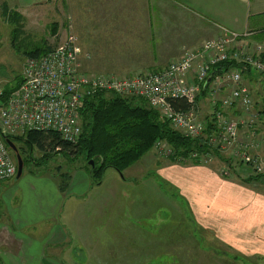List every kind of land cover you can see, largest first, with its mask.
I'll list each match as a JSON object with an SVG mask.
<instances>
[{
	"label": "crops",
	"instance_id": "0c3cea01",
	"mask_svg": "<svg viewBox=\"0 0 264 264\" xmlns=\"http://www.w3.org/2000/svg\"><path fill=\"white\" fill-rule=\"evenodd\" d=\"M34 2L28 4L19 0L18 8H29ZM73 7L75 13L83 11L87 14V43L75 28L74 32L82 49L80 70L91 75L132 76L160 70L178 60L184 49L198 48L205 41L216 38L221 27L240 33L260 30L264 33V0H76ZM99 44L103 45L107 57L105 63L95 69L90 66V60L94 52L98 53ZM83 49L90 51L89 57ZM244 127H240L241 136L248 138L250 135ZM209 163L186 165L168 159L165 176L162 169L160 174L187 200L190 211L196 221L202 223L204 231L213 230L204 224L216 223L203 217L208 213L204 210L211 205V198L218 200V195H222L227 198L220 199L218 205L225 202L233 208V213L225 214L224 222L220 220L219 223L231 227L243 238L264 239V229L260 235L253 233L250 236L251 225L244 224L261 214L260 224L264 225V196L255 194L249 200L241 199L239 191L248 193L247 189L236 182L225 181L220 176L219 167ZM83 169L79 170L82 173L71 176L66 186L44 180H18L12 187H5L10 180L0 182V264H77L73 263L74 256L86 263L97 255L101 258L96 264L108 263L104 249L95 247L99 238L105 241L104 224H94L95 217L102 212L91 206L101 204L107 209L111 200L96 202L89 196V191L99 187L93 186L90 173L83 172ZM236 171L239 173L231 176L241 182L247 177L240 172L249 171V176L253 174L244 163ZM9 188L13 189L11 193H8ZM231 192H234V198L230 197ZM218 211L216 209V213ZM79 214L91 223V228L79 221ZM202 228L200 226L201 231ZM91 230L93 232L89 234L93 241L88 243L84 234ZM118 230L124 247L116 245L115 251L126 254L141 250L140 244L135 243V236L131 240L126 231ZM241 230L248 235L242 236L244 232ZM221 238L231 242L223 228ZM126 246L130 247L126 249ZM249 247L254 253L264 254V243ZM112 257V264H124L121 259Z\"/></svg>",
	"mask_w": 264,
	"mask_h": 264
},
{
	"label": "rangeland",
	"instance_id": "374dc122",
	"mask_svg": "<svg viewBox=\"0 0 264 264\" xmlns=\"http://www.w3.org/2000/svg\"><path fill=\"white\" fill-rule=\"evenodd\" d=\"M23 1L25 3L36 2L29 8L20 9L18 8L19 0H0V88L3 89L21 84L25 75L27 53L29 51L39 46L47 50L62 45L70 34L76 36L74 28L84 41L87 37V14L83 11L74 12L73 5L76 0ZM9 9L12 13L17 12L18 15L20 14L22 18L19 21L10 20L9 15L12 13L9 11L7 15L4 14ZM259 32L262 31H255L253 34L245 36L248 41L249 52H254L257 44L264 43V35L256 38ZM97 46L99 48L98 53L94 52V57L90 60V66L95 69L100 68L107 57L103 45L99 44ZM85 50L87 57H89L90 51ZM243 67V71L241 70L242 82L252 91L255 120L252 127L244 128L248 130V134L254 130L260 136H264V95H262L264 79L262 74L255 68ZM232 85L227 82L219 85L215 82L211 84L210 88L201 93L200 100H198L200 119L205 121L213 119L214 100L228 96ZM218 87L219 89H216ZM104 94L111 96L114 93ZM225 112L236 120H243L248 117L237 105L226 108ZM202 135L204 133L197 137ZM15 144L23 158L24 168L21 176L17 178L16 175L7 182L5 187H12L13 183L18 180L32 182L44 180L66 186L71 176L82 173V171H79L81 167L84 168L83 172L85 173L90 171L86 166L88 162H86L84 155L73 159V155L67 156L59 152L53 154L51 158H43L44 152L36 146L29 148L23 140H17ZM221 154L227 162L216 157L213 153L211 154L213 160L209 161V164L217 165L224 175H226L225 170L228 169L230 171L228 177H223L219 173L220 176L227 182H236L247 189L248 193L239 191V194L242 195L241 199L249 200L255 194L264 196V177L250 182L233 180L235 176L231 175L239 173L236 170L240 168L241 161L230 158L229 150L221 151ZM12 156L16 165H18L16 153L12 152ZM168 159H170L169 156L162 155V152L155 146L124 172L108 168L101 182L95 183L92 180L93 186L99 187V189L89 191L91 193L89 196L95 199L96 202L107 198L111 200L107 209L105 205L101 204L91 206L94 210L99 209L102 212L97 214L94 224L95 226H98L100 222L104 224L102 227H104L105 241L103 242L99 238L95 242V247L104 249L108 256L107 264L114 262L112 256H115L116 260L121 259L124 264H170L171 262L174 264H264V254L254 253L252 248L249 247L254 244L263 245V238H243L237 232L232 231L231 227L219 223L220 220L224 222L222 219L226 217L225 214L230 215L233 213V208L225 202L223 205H218L220 199L226 200L227 196L218 195V200L211 198V205H208L204 210L208 213L203 217L216 223L211 225L203 223L206 227L213 229L208 232L203 230L202 223L199 224L200 222L196 221L190 211L187 200L179 194L176 187L168 183L160 174V169H162L161 172L165 176L168 169L165 165ZM188 163H191V161L182 162L186 165ZM67 174L70 176L67 177ZM240 174L248 177L249 171H243ZM12 191V188L8 189V193ZM230 194V197L234 198L232 196L234 192ZM216 209L219 210L217 213ZM235 213H239V211H235ZM260 217L261 214H257L253 221L247 220L246 223L244 222V224L251 225L250 236L253 233L260 235V232L264 229V225L260 224ZM78 219L85 226L92 227L90 222L84 220V215L79 214ZM118 224L120 227H117ZM221 228L230 237L231 242L224 241L221 238ZM118 229L121 232L126 231L128 238L131 240L135 236V243L140 244L142 252L140 249H136V253L127 252L126 254L115 251L114 246L116 245H120L121 248L124 247L122 246L124 241ZM241 231L244 232L242 236L248 235L247 232ZM91 232L93 231L84 234V240L88 243L93 241L89 234ZM215 233L218 234V237ZM128 247L130 246H126V249ZM252 255L254 257H251ZM99 258H101V255L94 256L85 263L82 258L74 256L73 263L96 264L95 262ZM98 264L106 263L100 262Z\"/></svg>",
	"mask_w": 264,
	"mask_h": 264
},
{
	"label": "built area",
	"instance_id": "2783aa9c",
	"mask_svg": "<svg viewBox=\"0 0 264 264\" xmlns=\"http://www.w3.org/2000/svg\"><path fill=\"white\" fill-rule=\"evenodd\" d=\"M250 34L253 33L221 27L216 38L205 41L198 48L184 49L181 57L166 67L132 76L82 72L79 62L82 49L72 34L62 45L40 56L28 57L20 86L6 100L0 98V182L17 175L7 136L22 135L30 130L55 131L64 140L76 144L82 134L84 101L99 92L143 98L175 130L195 138L204 132L207 124L198 114L197 98L215 82L233 85L228 96L214 100L213 122L217 129L210 138L211 145L221 151L229 150L230 157L246 164L254 174H264V136L252 130L248 138H243L240 129L255 123L253 94L242 82L243 66L255 68L264 79V43L257 44L255 51L249 52L245 36ZM226 62H235L242 67L223 68L217 72ZM3 92L0 88V97ZM177 99H185L189 108H174L173 101ZM232 105H237L248 117L236 120L228 116L225 110ZM155 146L162 155L170 157L174 153V149L163 141H158ZM195 155L191 154L192 157ZM201 160L209 162L213 158L207 154L201 156ZM179 161L189 159L179 157ZM224 173L230 175L228 169Z\"/></svg>",
	"mask_w": 264,
	"mask_h": 264
},
{
	"label": "trees",
	"instance_id": "16d2710c",
	"mask_svg": "<svg viewBox=\"0 0 264 264\" xmlns=\"http://www.w3.org/2000/svg\"><path fill=\"white\" fill-rule=\"evenodd\" d=\"M9 11L6 10L4 14L7 15ZM9 16L12 21H19L22 18L17 12ZM260 35H264L263 32H259L257 37L259 38ZM45 50L39 46L29 51L27 56H40L51 49ZM231 67H242V65L226 62L217 69V72ZM19 86L4 88L0 98L3 101L6 100L7 96ZM104 93L99 92L85 99L81 110L82 134L76 144L64 140L55 131L30 130L22 136L9 135L7 138L14 143L17 140H23L29 148L36 146L44 152L43 158H51L53 154L59 152L67 156L73 155V159L84 155L88 162L86 166L95 183L102 181L108 168L124 172L151 151L158 141H163L174 149L173 155L170 156L173 162H181L179 157H184L188 158L192 164L198 165L204 163L201 156L213 153L216 157L226 161L221 150L210 143V138L217 129L213 122L214 119L206 121L204 135L197 138L187 137L175 130L171 123L163 118L158 110L152 108L145 99L136 96L125 97L115 93L106 96ZM173 106L176 109L187 110L190 104L185 99H177L173 101ZM191 154L196 155L192 157ZM90 160H93V166L89 164ZM240 164L242 165L243 162ZM69 176L67 174V177ZM222 176L228 177L223 173ZM263 177L264 174L253 173L243 181H257Z\"/></svg>",
	"mask_w": 264,
	"mask_h": 264
},
{
	"label": "water",
	"instance_id": "95a60500",
	"mask_svg": "<svg viewBox=\"0 0 264 264\" xmlns=\"http://www.w3.org/2000/svg\"><path fill=\"white\" fill-rule=\"evenodd\" d=\"M6 141L9 145V147L13 150L14 153H16L17 156V178H19L23 172V168H24V161L22 156L19 153V149L17 147V145L14 143V141H12L10 138H6ZM89 164H91L93 166L94 162L93 160L89 161Z\"/></svg>",
	"mask_w": 264,
	"mask_h": 264
}]
</instances>
